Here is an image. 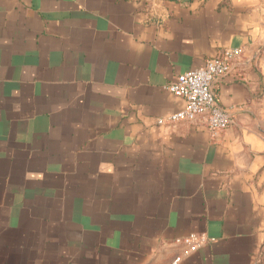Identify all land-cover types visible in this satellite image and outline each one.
Wrapping results in <instances>:
<instances>
[{
	"label": "crops",
	"instance_id": "obj_1",
	"mask_svg": "<svg viewBox=\"0 0 264 264\" xmlns=\"http://www.w3.org/2000/svg\"><path fill=\"white\" fill-rule=\"evenodd\" d=\"M227 47L233 122L157 124L185 104L166 84ZM176 254L264 264V0H0V264Z\"/></svg>",
	"mask_w": 264,
	"mask_h": 264
},
{
	"label": "built area",
	"instance_id": "obj_2",
	"mask_svg": "<svg viewBox=\"0 0 264 264\" xmlns=\"http://www.w3.org/2000/svg\"><path fill=\"white\" fill-rule=\"evenodd\" d=\"M242 55L241 47H227L207 58L202 66L183 71L166 84V89L184 99V107L165 117H158L157 124H173L180 120L204 125L211 135L216 136L232 122L231 111L222 107L214 91L215 82L229 73ZM210 238L189 233L176 239L187 246V251L207 242ZM180 254L174 255L167 264H178Z\"/></svg>",
	"mask_w": 264,
	"mask_h": 264
}]
</instances>
